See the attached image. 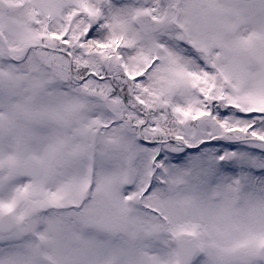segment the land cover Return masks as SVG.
<instances>
[{"label":"snow or ice","instance_id":"6c2138e0","mask_svg":"<svg viewBox=\"0 0 264 264\" xmlns=\"http://www.w3.org/2000/svg\"><path fill=\"white\" fill-rule=\"evenodd\" d=\"M0 264H264V0H0Z\"/></svg>","mask_w":264,"mask_h":264}]
</instances>
